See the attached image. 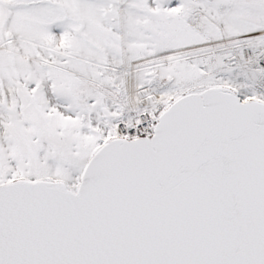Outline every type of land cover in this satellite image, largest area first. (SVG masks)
<instances>
[{
	"label": "snow or ice",
	"instance_id": "1",
	"mask_svg": "<svg viewBox=\"0 0 264 264\" xmlns=\"http://www.w3.org/2000/svg\"><path fill=\"white\" fill-rule=\"evenodd\" d=\"M0 264H264V0H0Z\"/></svg>",
	"mask_w": 264,
	"mask_h": 264
}]
</instances>
